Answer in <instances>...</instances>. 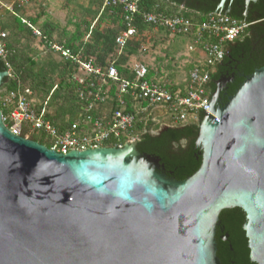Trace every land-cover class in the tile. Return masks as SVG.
Instances as JSON below:
<instances>
[{
	"label": "water",
	"instance_id": "95a60500",
	"mask_svg": "<svg viewBox=\"0 0 264 264\" xmlns=\"http://www.w3.org/2000/svg\"><path fill=\"white\" fill-rule=\"evenodd\" d=\"M219 97L201 112V164L183 180L138 143L58 153L14 134L0 110V264H221L219 217L233 208L250 261L264 264V66Z\"/></svg>",
	"mask_w": 264,
	"mask_h": 264
},
{
	"label": "trees",
	"instance_id": "16d2710c",
	"mask_svg": "<svg viewBox=\"0 0 264 264\" xmlns=\"http://www.w3.org/2000/svg\"><path fill=\"white\" fill-rule=\"evenodd\" d=\"M70 1V0H67ZM86 5L81 7V13L78 22H76L73 32L66 29L61 31L57 24L47 19L38 25V19L29 17L27 21L12 13V17L0 26L1 31H7L4 38L0 40L5 45V57H0V69L9 72V76L3 79L0 86V110L3 115L5 125L10 128L11 121L9 115L14 109V103L7 104L4 97L18 88H29L32 96L29 100L34 101L37 109L46 105V117L52 122L59 132L65 131L72 123L78 120L80 114L84 112L85 103L79 98V90L82 88L75 80V66L69 61L56 56L52 53L49 43L63 44L71 48L74 52L82 56L93 57L98 64L108 66L115 65L122 78H133L134 73L128 66L129 61L138 56L140 48L144 42L143 34L152 31L142 21V13L159 12L168 17H183L192 22L191 30L188 34H171L168 29L159 28L161 38L173 36L174 38L184 37L191 41L197 49L194 54L202 57V46L206 38L198 40L195 33L196 26L205 21L209 14L219 12L218 5L221 0H137L138 13L133 16V23L138 29L139 40L130 41L121 53L117 52L116 38L120 32L126 28L125 13L120 6H108L103 8L104 0H85ZM195 1H201V5L195 6ZM243 3V0H239ZM231 2V0H228ZM44 14V13H42ZM229 17L237 21L245 20L237 13L228 14ZM41 15H39L40 17ZM250 22V21H246ZM31 24V27L28 25ZM38 27L42 37L34 35L32 27ZM248 31H245L232 45L229 56L221 65H218L212 74V83L207 88V93L215 90V80L219 78L223 70L225 61L235 59V52L238 46L243 45L248 40ZM175 40V39H174ZM36 41L43 46L46 54L42 56V51H36L32 44ZM234 43V44H235ZM234 57V58H233ZM235 62V61H234ZM195 66L200 67L202 71L208 69L205 61H194L185 66L186 80L176 82L173 75L167 79L158 78L159 68L149 70L148 79L158 82L160 85L170 90L182 89L188 83V72ZM243 67H240L242 69ZM249 73L254 69L244 67ZM244 80H239L229 89V96L234 94ZM89 87H87L88 89ZM112 100L102 104V109L108 110L116 102L114 93ZM203 118V115H200ZM150 131L159 130L157 124L151 123L146 127ZM144 130L142 125L137 127V132ZM200 131V124L193 123L186 126L168 127L160 131L158 135L145 133L137 147L141 153L150 154L160 159L161 165L172 171L170 176L178 180H183L192 175L201 164V156L197 153L199 148L195 140ZM21 136L33 140L47 148L51 147V140L43 132L30 131L24 128ZM188 140L189 145L181 147L180 143ZM115 144L107 142L105 147H114ZM175 145H177L175 147ZM198 156V157H197ZM220 226L217 230V255L221 259V264H256L250 261L248 239L242 228L245 222V214L240 208L225 209L220 214ZM223 228V231H222ZM228 233V238L222 237Z\"/></svg>",
	"mask_w": 264,
	"mask_h": 264
},
{
	"label": "built area",
	"instance_id": "2783aa9c",
	"mask_svg": "<svg viewBox=\"0 0 264 264\" xmlns=\"http://www.w3.org/2000/svg\"><path fill=\"white\" fill-rule=\"evenodd\" d=\"M120 6L125 13L126 28L116 38L117 52L121 53L130 41H138L140 36L133 23V16L138 13L137 0H104L103 8ZM142 22L152 31L159 28L168 29L171 34H188L192 22L183 17H168L159 12L142 13ZM24 23L26 21H23ZM31 27V24L28 23ZM246 21H237L226 14L212 13L196 26L194 34L198 40L206 38L202 46V57L199 62L205 61L208 69L202 71L195 66L188 72V83L185 90H170L154 80H149L150 64L129 61L128 66L134 73L133 78H122L115 65L103 66L93 57L82 56L71 48L59 43H49L53 54L73 63L75 66L74 80L82 86L79 98L85 103L77 121L65 131L59 132L46 117V105L39 110L34 101L29 100L32 91L29 88H18L7 95L14 103V109L9 115L14 134L20 135L24 128L30 131L43 132L51 140L50 149L58 153L68 154L71 151H84L105 147L107 142L122 147L130 143H139L143 134L150 133L146 127L161 117H165L168 127H183L193 123L200 124V115L203 109L210 108L211 93H207L212 83V74L218 65H221L229 48L239 36L248 28ZM36 37L41 38V32L32 27ZM146 32L143 34V36ZM3 36H5L3 34ZM142 36V37H143ZM194 51V46L190 45ZM196 49V48H195ZM148 47L143 43L141 54H146ZM197 50V49H196ZM0 57H5V45L0 43ZM216 83V82H215ZM87 87H89L87 89ZM114 93L116 102L108 110L99 108L107 101H111ZM160 112V116L156 112ZM142 125L144 130L137 132Z\"/></svg>",
	"mask_w": 264,
	"mask_h": 264
},
{
	"label": "rangeland",
	"instance_id": "374dc122",
	"mask_svg": "<svg viewBox=\"0 0 264 264\" xmlns=\"http://www.w3.org/2000/svg\"><path fill=\"white\" fill-rule=\"evenodd\" d=\"M86 3L85 0H0V26L6 22L5 20L12 17V13H15L26 22H29L27 21L29 17H37L38 25H40L49 19L57 24L61 31L66 29L73 32L74 24L80 17L81 7ZM39 15L41 16L39 17ZM35 28L38 29L37 26ZM3 34L7 35V31H1L2 38H4ZM143 38V43L148 47L147 53H139L131 62L144 61L150 64L151 68H159L158 78L163 80L173 75L176 82H184L186 80L185 66L200 59L194 54L197 51L195 48L194 51L190 50L189 47L193 44L187 38L176 39L173 36L161 38L160 33L155 30L147 31ZM0 43L4 44L2 40ZM32 48L42 51V56L46 54L39 41L33 43ZM4 99L7 104L12 103L7 96ZM165 120V117H161L157 122V118L155 122L159 126V130L152 131L151 135H158L161 130L168 128L166 125L168 123H165Z\"/></svg>",
	"mask_w": 264,
	"mask_h": 264
},
{
	"label": "flooded vegetation",
	"instance_id": "af4514ba",
	"mask_svg": "<svg viewBox=\"0 0 264 264\" xmlns=\"http://www.w3.org/2000/svg\"><path fill=\"white\" fill-rule=\"evenodd\" d=\"M195 4V6H199L201 5V1H195ZM219 12L227 15L237 13L245 19L243 21H250L248 40L245 44L238 46L235 52V56H237L235 59L229 60L228 62L225 61L219 78L215 80V91H220L219 103L223 105L229 96L230 87L237 81L244 80L249 76V73L244 67H251L255 70L264 66V0H257L250 3L246 0H243V3H240L239 0H231V2L227 0L224 7L219 9ZM233 45H236V43ZM240 67L243 68L240 69ZM183 141L187 142L186 146L189 145L188 140ZM164 169L166 172L172 174L171 170L165 167ZM225 236L228 238V233L223 235V237Z\"/></svg>",
	"mask_w": 264,
	"mask_h": 264
},
{
	"label": "crops",
	"instance_id": "0c3cea01",
	"mask_svg": "<svg viewBox=\"0 0 264 264\" xmlns=\"http://www.w3.org/2000/svg\"><path fill=\"white\" fill-rule=\"evenodd\" d=\"M156 114L160 116V112L159 111H157Z\"/></svg>",
	"mask_w": 264,
	"mask_h": 264
}]
</instances>
